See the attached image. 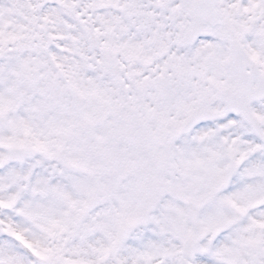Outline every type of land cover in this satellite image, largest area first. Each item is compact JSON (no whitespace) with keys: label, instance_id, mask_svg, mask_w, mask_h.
I'll return each instance as SVG.
<instances>
[{"label":"snow or ice","instance_id":"6c2138e0","mask_svg":"<svg viewBox=\"0 0 264 264\" xmlns=\"http://www.w3.org/2000/svg\"><path fill=\"white\" fill-rule=\"evenodd\" d=\"M0 264H264V0H0Z\"/></svg>","mask_w":264,"mask_h":264}]
</instances>
